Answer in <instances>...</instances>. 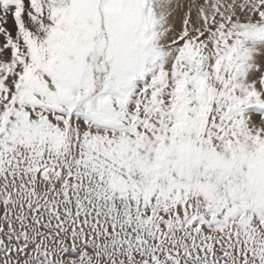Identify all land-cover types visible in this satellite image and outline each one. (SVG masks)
<instances>
[{
  "label": "snow or ice",
  "instance_id": "6c2138e0",
  "mask_svg": "<svg viewBox=\"0 0 264 264\" xmlns=\"http://www.w3.org/2000/svg\"><path fill=\"white\" fill-rule=\"evenodd\" d=\"M0 264H264V0H0Z\"/></svg>",
  "mask_w": 264,
  "mask_h": 264
}]
</instances>
